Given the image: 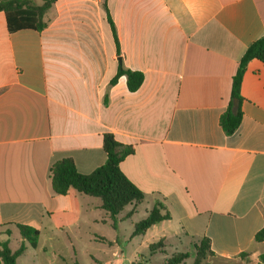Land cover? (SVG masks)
<instances>
[{"label":"crops","instance_id":"1","mask_svg":"<svg viewBox=\"0 0 264 264\" xmlns=\"http://www.w3.org/2000/svg\"><path fill=\"white\" fill-rule=\"evenodd\" d=\"M107 1L121 57L104 0H57L41 32L11 33L0 13V241L20 237L26 249L17 264L29 249L50 248L78 264L80 252L93 254L80 242H105L108 224L119 228L141 211L146 219L163 203L171 219L140 236L163 241L164 252L152 254L173 242L195 251L209 238L210 264L262 262L264 243L255 242L264 227L261 61L244 74L238 130L227 135L220 119L241 59L264 36V0ZM120 62L144 74L138 91H129L126 76L110 85ZM105 134L134 148L120 168L144 201L114 222L100 199L78 194V222L56 229L51 215L68 212L70 201L54 192L52 165L70 158L80 173H93L107 159ZM17 225L39 231L37 248Z\"/></svg>","mask_w":264,"mask_h":264},{"label":"trees","instance_id":"2","mask_svg":"<svg viewBox=\"0 0 264 264\" xmlns=\"http://www.w3.org/2000/svg\"><path fill=\"white\" fill-rule=\"evenodd\" d=\"M56 1L44 0L42 4H37L34 0H0V13L5 14L8 31L11 33L21 30L41 32L48 26L46 15ZM103 8L112 31L118 57H121L116 27L107 0H104ZM254 59L264 64V36L247 49L233 77L231 99L220 119V124L227 135H233L242 122L241 105L244 98L241 94V86L247 66ZM122 76H126L130 92L138 91L144 83V74L141 71L125 69L120 62L118 72L111 80L110 85H115ZM103 148L107 155L105 164L89 175L80 173L70 158L62 159L52 165L50 169L52 188L56 194L67 196L70 201L68 212L51 215L52 223L56 229H65L78 222L80 217L78 194L100 199L102 209L109 214L114 222L127 206L139 205L144 201V193L126 177L120 168L124 159L134 153V148L121 144L112 134L104 135ZM170 219L171 215L166 206L163 203H157L148 217L135 225L132 237H140L154 225ZM16 227L22 239L28 242L32 248H37L39 231L24 225ZM255 242L264 243V227L255 235ZM164 248L163 241L149 247L151 253L164 252ZM25 249V244L22 243L16 251H12L9 241H0V259L3 264H17V259L25 252ZM195 252L193 264H210L209 260L216 257L211 249L209 238H203L199 244L195 245ZM248 255L244 252L240 254V257L245 259ZM189 257L188 253H178L164 264H183ZM260 259L262 262L256 264H264L263 255Z\"/></svg>","mask_w":264,"mask_h":264},{"label":"rangeland","instance_id":"3","mask_svg":"<svg viewBox=\"0 0 264 264\" xmlns=\"http://www.w3.org/2000/svg\"><path fill=\"white\" fill-rule=\"evenodd\" d=\"M37 4H42L44 0H34ZM144 214L141 211L133 220L126 221L122 225L112 226L108 224L102 240L80 242V248L86 247L92 250V255L79 253L76 261L78 264H163L174 255L177 251L187 252L189 259L183 264H193L196 252L193 246L184 243L185 248H178V244L173 242V247L166 248V253L150 252L149 246L159 242L154 238V233L150 232L146 237L132 238L134 223L142 221ZM0 239L4 236L0 235ZM20 237L14 235L10 238V247L14 251L18 248ZM53 247V246H52ZM180 250H176L175 248ZM54 249L49 251L29 249L25 256L19 259V264H70L66 258H60L54 254ZM72 263V262H71ZM214 264V263H212Z\"/></svg>","mask_w":264,"mask_h":264}]
</instances>
